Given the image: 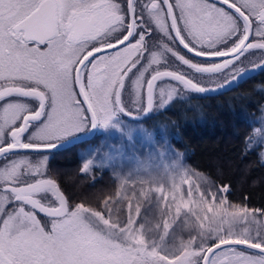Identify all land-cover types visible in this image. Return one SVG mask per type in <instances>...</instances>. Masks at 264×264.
Here are the masks:
<instances>
[{"label": "rangeland", "instance_id": "374dc122", "mask_svg": "<svg viewBox=\"0 0 264 264\" xmlns=\"http://www.w3.org/2000/svg\"><path fill=\"white\" fill-rule=\"evenodd\" d=\"M187 15L184 22L188 25L202 22L191 13ZM10 34L5 31L0 38V76L33 80L45 89L48 98V113L23 138V143H58L88 131L90 119L82 102L77 103L78 94L68 72H63L66 99L61 100L59 94L53 95L52 85L46 86L47 82L35 74L49 53L42 48L19 49L13 46ZM257 48L250 44L239 56L244 65L238 74L263 63L264 57L252 52ZM261 52L264 54V49ZM123 68L115 63L106 71L93 68V77L83 82L89 96L96 85L111 84L114 115L107 125L98 123L94 137L98 141L77 150L79 173L95 179L108 170L117 184L114 196L98 209L68 200L64 215L44 218L30 205L8 207V200L16 201L17 193L0 192V264H198L206 250L221 241L240 240L264 247V212L230 202L227 187L195 171L187 161V153L172 144V129L167 125H157L154 119L136 122L120 114L121 107L133 114L142 112L146 105V90L140 79L122 88L116 84ZM178 73L190 78L185 71ZM194 82L205 88L223 84L207 85L198 79ZM174 84L156 86L155 115L185 92L183 85ZM64 102L81 110V123L86 125L83 131L71 134L59 126L51 127L53 109ZM10 107L4 108L0 118V146L10 142L6 131L33 108L30 102L23 101ZM251 122L248 148L258 150L264 164V103ZM39 156L37 161L31 158L24 162L19 158L15 164L6 165L3 163L10 157L4 156L0 159V185L16 182L17 177L18 181L52 180L46 166L48 155ZM36 197L44 205H59V198L51 189ZM209 264H264V254L238 246L224 247L213 253Z\"/></svg>", "mask_w": 264, "mask_h": 264}, {"label": "flooded vegetation", "instance_id": "af4514ba", "mask_svg": "<svg viewBox=\"0 0 264 264\" xmlns=\"http://www.w3.org/2000/svg\"><path fill=\"white\" fill-rule=\"evenodd\" d=\"M227 1L240 8L252 22L251 37L245 48L250 44L253 48L257 46L258 48L252 52L264 57L261 52L264 48V0ZM41 5H43L42 13L46 18L51 16L53 18L54 15L55 34L39 42L27 39L26 29L22 28L13 30L10 39L13 46L19 49L26 47L34 50L42 48L48 53L50 50L55 51L58 65L63 72H68L75 88L76 68L84 56L110 47L129 35L135 38L126 46L101 52L89 63L83 65L80 73L82 87L83 82L86 83L93 77L91 76L93 68L106 71L114 63L119 67L124 66L119 74H122L121 78H117L116 84L122 83L126 87L130 82L141 80L145 90L147 81L159 71L178 73V70H182L190 76L187 78L192 81L198 79L207 85H217L236 76L244 65L243 59L238 56L227 67L219 68V65L224 64L231 57L201 59L187 49L198 53L225 54L235 49L245 37L246 28L241 18L232 9L214 0H34L32 7L27 10V17H32L35 9ZM182 6H185L188 11H185ZM168 8L184 45L173 34ZM187 13L201 18L202 22L197 25L186 24L184 18L188 17ZM259 31L263 34L260 35ZM0 38L3 39V35H0ZM121 53H126L127 56L124 57ZM201 67H216L217 69L204 72L200 70ZM96 73H99V70ZM2 83L23 84L30 87L37 84L33 80L18 76L12 78L0 76V84ZM163 83H175L178 86L181 84L168 77L162 79V82L159 81L157 86ZM78 98L80 101L79 95ZM19 101L30 102L33 108L29 111H34L36 101L13 96L0 102V118L7 105L13 108ZM47 110L48 106H46L45 114L48 113ZM120 114L125 116L121 112ZM43 120L34 127L41 124ZM12 128L13 126L6 132ZM27 184L6 185L4 190L8 189L11 193L13 191L17 193L19 187ZM45 190L49 189L41 190L30 196L37 199L36 195ZM16 195V200H20L18 193ZM58 206V203L55 204V207Z\"/></svg>", "mask_w": 264, "mask_h": 264}, {"label": "trees", "instance_id": "16d2710c", "mask_svg": "<svg viewBox=\"0 0 264 264\" xmlns=\"http://www.w3.org/2000/svg\"><path fill=\"white\" fill-rule=\"evenodd\" d=\"M35 85L45 90L38 83ZM182 89L185 92L181 98L143 121L154 119L155 124L171 128L172 144L187 153V161L195 171L227 187L230 202L264 212V164L258 150L248 148L252 117L264 103V68L231 90L214 95L191 92L183 86ZM5 136L8 139V132ZM98 140L96 137L68 149L49 153H15L9 155L10 158L3 164H15L19 158L24 162L31 158L37 161V158L41 159L39 155H48V173L67 201L98 209L101 203L114 196L116 181L108 170L95 179L79 173L80 161L77 157L78 148ZM20 167L24 169L23 165ZM18 178L16 182L1 184L0 192L10 191L4 190L6 185L30 182L22 178L18 181ZM27 178L29 176L23 179ZM8 203V207L25 204L13 199L8 200Z\"/></svg>", "mask_w": 264, "mask_h": 264}, {"label": "water", "instance_id": "95a60500", "mask_svg": "<svg viewBox=\"0 0 264 264\" xmlns=\"http://www.w3.org/2000/svg\"><path fill=\"white\" fill-rule=\"evenodd\" d=\"M214 1L228 7L229 9H232L241 18V20H242V22L246 28L245 37L243 38V40L238 44V46L235 49H233L232 51H229L228 53H225V54H204V53L194 52L189 48H187V49L191 54H193V55H195L201 59H221V58H225V57H229V58L231 57V59L224 62V64L219 65V68L220 67L223 68V67H227L230 63L234 62L236 60V57L240 56L243 53V51L245 50V46L251 37L252 22L249 19V17L240 8L233 5L232 3L228 2V1L225 2V0H214ZM168 12H169V19H170L173 34L177 38V40L181 44L184 45L183 40L181 39V36L178 33L177 26L175 25V21H174L172 15L170 13L169 8H168ZM37 15H40V14H37ZM25 21H26V23L29 22L28 19H26ZM22 28L26 29V36L25 37L27 39H34V40H37L39 42H43L55 34L54 15H53V18H52V16L46 18L43 15L39 24H37L33 27H30V28H25L22 25L20 29H22ZM20 29H17V30H20ZM107 49L112 50L115 48L110 46V47H107ZM100 50H96L94 52H100L101 53ZM91 53H89L83 57V59L78 64V66L76 68V72H75L76 88L78 91V95L80 97V101L84 105V108H85V110L88 114V117L90 119V127H89L88 131H86V132L72 136V137L67 138L65 140H62L58 143H54V144H57V147L55 149L42 150L44 148V146H46V145H26L23 143V138H25V136L27 135V133L29 132L31 127L34 124L41 122L45 116L46 106H47V102H48L46 91L37 85L30 87V86H24L23 84H16V85L7 84V83L0 84V102L9 98V97H13V96H18L20 98L32 99V100L36 101L35 110L31 111V112H27L23 116L20 125L14 127L11 131L8 132V137L10 139V142L7 145H3L0 147V159H2L4 156L12 155L15 153H49V152L61 151V150H65V149H68L70 147H73L75 145H78L80 143H83L86 141H91L95 137L98 125L96 127H92V114H91V111L88 109L87 104H85L83 102L84 97L81 95V93L85 92V91L82 87V83L80 80V73H81V69H82V67L80 65L81 64L84 65L83 62H84L85 58L90 56ZM263 68H264V60H263V63H259L254 67H251L249 69L244 70L243 72L237 74L236 76H234L233 78H231L230 80L226 81L225 83H223L219 86L207 87V88L196 84L194 81H192V80L188 79L187 77H184L183 75H180L178 73H172V72H168V71H159V72L154 73L150 77V79L147 81V86H146V90H147V87L149 84H151V86H152L153 101H154L152 109L149 110L147 108V104H146L145 108L143 109V111L141 113L131 114V113H129V111L127 109H125L124 107H121L120 108L121 113L123 115H125V117H127L128 119L136 121V122H141V121L149 118L155 110V99H156L155 91H156L157 83L159 81H162V79L164 80L165 78H168V77L178 81L179 83H181L183 85V87L188 91L195 92V93L202 94V95H214V94H217L219 92L231 90L235 86L245 82L247 79H249L251 76L255 75L258 71H260ZM215 69H217V68L216 67H201L200 70H202L204 72H208V71L211 72V71H215ZM162 72H168V73H171V75L167 76V77H160L156 81H152L153 76H156L158 73H162ZM119 86H121V84H119ZM119 86L117 87V90H116L118 94H119V91H118ZM119 90H120V88H119ZM145 94H146V91H145ZM44 189H51L57 195V197L59 198V202H60L58 207L53 208V207L46 206V205L40 203L36 198H33L32 196H30L31 194H35V193H37L41 190H44ZM17 193H18V197L21 201H23L27 205H30L39 214H42L44 216L54 218V217L62 216L67 212L66 197L60 191L57 183L53 180L41 179V180L31 182L25 186L19 187L17 190ZM230 246H238V247L248 249L250 251H254V252L264 254V247H262V246H259V245H256V244H253L250 242H246V241H240V240H225V241H221V242L215 243L212 246H210L206 250V252H205V254L201 260V264H209L210 258L214 252H216L217 250H219L221 248L230 247Z\"/></svg>", "mask_w": 264, "mask_h": 264}, {"label": "snow or ice", "instance_id": "6c2138e0", "mask_svg": "<svg viewBox=\"0 0 264 264\" xmlns=\"http://www.w3.org/2000/svg\"><path fill=\"white\" fill-rule=\"evenodd\" d=\"M227 2V0H225ZM33 0H0V35L5 31L12 33L13 30L20 29L23 25L25 28H30L40 23L44 13H42L43 5L35 9V13L32 17H27V10L32 7ZM40 14V15H37ZM27 17L28 23L25 18ZM134 36L129 35L126 39H121L112 45L113 48L119 49L122 46H126L132 40ZM101 52H108L109 49L104 48ZM100 52H92L90 56L86 57L84 64L89 63L93 58L97 57ZM57 53L53 50L49 51V56L41 62V65L35 69V74L41 81L47 82V85H52L50 90L53 95H60L61 100L66 98L63 95L64 83H63V70L56 61ZM183 59V58H181ZM187 63V61H185ZM83 67V64L80 65ZM142 75V74H141ZM171 73L162 72L152 77V81H156L160 77L170 76ZM126 78V77H125ZM123 84L121 83V88ZM96 90L91 96L87 92H82L84 97L83 102L87 104L88 109L92 114V127H96L98 123L107 125L109 119L114 112L112 111L113 101L111 100L112 86L109 83L105 85L100 83L95 86ZM81 101H77L80 103ZM116 102H119V94L116 95ZM153 91L151 84L148 85L146 90V104L149 110L153 107ZM51 127L53 129L58 126L62 131L73 133H79L83 131L86 125L81 123V110L72 108L67 102L61 103L58 108L53 109L52 116L50 117ZM57 144L50 143L44 146L42 150L55 149Z\"/></svg>", "mask_w": 264, "mask_h": 264}]
</instances>
